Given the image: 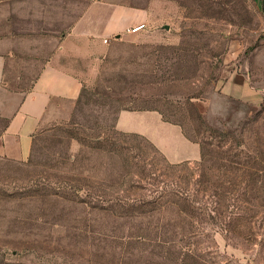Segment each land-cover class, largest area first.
Listing matches in <instances>:
<instances>
[{
  "label": "rangeland",
  "instance_id": "1",
  "mask_svg": "<svg viewBox=\"0 0 264 264\" xmlns=\"http://www.w3.org/2000/svg\"><path fill=\"white\" fill-rule=\"evenodd\" d=\"M164 1L80 64L26 159L0 160V264H264V0ZM121 110L162 113L199 158L170 163Z\"/></svg>",
  "mask_w": 264,
  "mask_h": 264
},
{
  "label": "crops",
  "instance_id": "2",
  "mask_svg": "<svg viewBox=\"0 0 264 264\" xmlns=\"http://www.w3.org/2000/svg\"><path fill=\"white\" fill-rule=\"evenodd\" d=\"M164 6V0H0V160L26 159L49 113L79 98L77 71L106 44L103 39L127 37L140 24L154 27ZM238 88L239 97L247 95L246 87ZM115 127L143 137L170 163L200 156L199 145L158 111L121 110ZM168 131L178 141L172 154L160 142Z\"/></svg>",
  "mask_w": 264,
  "mask_h": 264
},
{
  "label": "built area",
  "instance_id": "3",
  "mask_svg": "<svg viewBox=\"0 0 264 264\" xmlns=\"http://www.w3.org/2000/svg\"><path fill=\"white\" fill-rule=\"evenodd\" d=\"M146 27L144 24H140V25H137V26H133V27H130L127 32L129 34H136L138 32H141L142 30H144ZM107 39H103V43H107Z\"/></svg>",
  "mask_w": 264,
  "mask_h": 264
},
{
  "label": "trees",
  "instance_id": "4",
  "mask_svg": "<svg viewBox=\"0 0 264 264\" xmlns=\"http://www.w3.org/2000/svg\"><path fill=\"white\" fill-rule=\"evenodd\" d=\"M155 111H157V110H155ZM159 114L162 116V118H163V115H162V113H160L159 112ZM163 120L165 121V122H169V123H171L170 121H168V120H166V119H164L163 118ZM129 135H132V136H139V135H137V134H129ZM185 136V135H184ZM186 137V136H185ZM143 138V137H142ZM187 138V137H186ZM188 139V138H187ZM146 140V139H145ZM151 144V143H150ZM152 145V144H151ZM154 147V146H153Z\"/></svg>",
  "mask_w": 264,
  "mask_h": 264
},
{
  "label": "water",
  "instance_id": "5",
  "mask_svg": "<svg viewBox=\"0 0 264 264\" xmlns=\"http://www.w3.org/2000/svg\"><path fill=\"white\" fill-rule=\"evenodd\" d=\"M164 28H165V29H168V27H167V26H165Z\"/></svg>",
  "mask_w": 264,
  "mask_h": 264
}]
</instances>
